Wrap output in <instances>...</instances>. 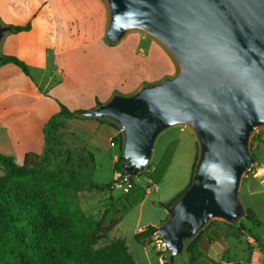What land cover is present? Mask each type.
Wrapping results in <instances>:
<instances>
[{"label": "water", "instance_id": "water-1", "mask_svg": "<svg viewBox=\"0 0 264 264\" xmlns=\"http://www.w3.org/2000/svg\"><path fill=\"white\" fill-rule=\"evenodd\" d=\"M105 1L110 43L141 31L169 52L178 72L132 95H115L83 116L119 124L129 178L146 170L167 129L187 126L198 139L192 185L156 230L174 262L185 240L210 221L233 224L246 214L239 191L257 165L252 136L264 128V0ZM9 31L0 24V43Z\"/></svg>", "mask_w": 264, "mask_h": 264}, {"label": "rangeland", "instance_id": "rangeland-1", "mask_svg": "<svg viewBox=\"0 0 264 264\" xmlns=\"http://www.w3.org/2000/svg\"><path fill=\"white\" fill-rule=\"evenodd\" d=\"M98 21V17L93 20V33L96 35ZM129 35L122 44H127L128 39L136 36L143 41L136 53L131 54L127 48L123 50L120 61L127 71L140 73L147 80L144 83L146 85L161 83L177 74L178 67L175 74L168 76L174 72L170 65L172 57L157 40L141 31H132ZM146 42L154 44L149 46ZM141 49L145 52L141 53ZM93 128L91 124L88 127V124L72 120L59 129V151L69 155L70 163L82 179V187L78 190L68 189L64 199L56 202L61 218L77 229L99 228L101 233L96 248L124 240L135 264H187L186 253L183 252L174 262H170L169 255L162 254L147 239L136 241L135 234L148 225L162 226L169 218L167 207L163 204L169 203L188 187L199 149L198 139L192 129L175 126L161 133L148 167L135 179L133 190L124 193L113 189V183L109 190L95 187L111 183L121 174V170L115 173L114 168L118 166L122 169L120 156L123 151L119 142L113 139L119 135L118 131H109L112 138L108 144L103 136L96 138ZM253 136L261 139L254 142L251 148L257 165L244 175L238 198L244 210L252 205L261 226L254 225L246 216L233 224L219 219L210 221L214 226L205 231L201 246L208 252L223 245L225 251L220 255V264H264V193L249 196L244 192V183L250 179L252 170L264 165V128L256 130ZM28 180L30 182L24 183L31 185L39 181L33 177ZM42 181L43 178H40V185ZM110 226L113 228L108 231ZM212 255L215 257V252Z\"/></svg>", "mask_w": 264, "mask_h": 264}, {"label": "crops", "instance_id": "crops-1", "mask_svg": "<svg viewBox=\"0 0 264 264\" xmlns=\"http://www.w3.org/2000/svg\"><path fill=\"white\" fill-rule=\"evenodd\" d=\"M0 21L32 25L29 31L5 34L0 43V54L19 58L31 71L30 77L14 64L0 68V153L14 157L20 166L27 153L44 151V127L61 104L73 112L91 111L98 107L97 100L105 104L115 95H132L146 86L140 73L127 71L120 61L125 48L136 53L143 39L136 36L122 44L128 34L117 44L105 40L110 24L105 0H0ZM171 60L174 72L168 76L177 71ZM250 175L244 183L246 195L263 194L264 165ZM247 209L256 212L252 205ZM201 249L211 261L200 264H220L223 245L208 252Z\"/></svg>", "mask_w": 264, "mask_h": 264}, {"label": "trees", "instance_id": "trees-1", "mask_svg": "<svg viewBox=\"0 0 264 264\" xmlns=\"http://www.w3.org/2000/svg\"><path fill=\"white\" fill-rule=\"evenodd\" d=\"M0 24L10 28V34L26 32L32 27L31 23L14 26L0 21ZM4 64H14L31 77L30 67L15 56L0 54V67ZM100 105L102 103L97 100V106ZM60 107V112L52 116L44 127L45 148L41 154L27 153L20 166L14 157L0 153V167L3 171L0 177V264H135L124 240L96 248L98 235L101 233L99 228L77 229L62 219L58 212L56 202L64 199L66 191L82 187L81 174L75 171L69 160L71 158L59 151V129L66 122L76 120L84 125L88 124V127L90 124L94 126L96 138L103 136L108 144L112 138L109 131H118L119 135L113 139L119 142L122 151L125 143L122 129L115 121L108 118H88L83 116L82 110L73 112L63 104ZM102 126L107 128L103 129ZM257 140L260 141V137H252L251 148ZM199 155L200 149L186 190L169 203L163 204L164 207H173L191 187ZM120 161L123 162L122 154ZM118 170H121V174L111 183L95 187L109 190L114 181L125 176L124 171L116 166L114 172ZM31 177L38 178L39 181L31 185L24 183L30 182L28 179ZM40 178H43L41 185ZM245 213L248 221L261 226L251 210L246 209ZM213 226L214 223L209 222L195 237L185 240L183 252L188 258L187 264L210 260L201 249V241L205 231ZM112 228L110 226L108 231ZM158 228L148 225L138 230L135 234L136 241L143 242ZM168 255L170 260L169 251Z\"/></svg>", "mask_w": 264, "mask_h": 264}, {"label": "built area", "instance_id": "built-area-1", "mask_svg": "<svg viewBox=\"0 0 264 264\" xmlns=\"http://www.w3.org/2000/svg\"><path fill=\"white\" fill-rule=\"evenodd\" d=\"M137 177L129 178L124 176L123 178L114 181L112 188L115 190L123 191L124 193H130V191L133 190V188L135 187V179ZM148 192L150 193L151 189H149ZM147 240L153 247L157 248V250L160 251L162 254L168 255L166 241L161 233L154 231Z\"/></svg>", "mask_w": 264, "mask_h": 264}]
</instances>
